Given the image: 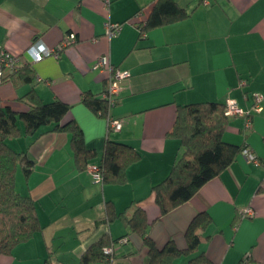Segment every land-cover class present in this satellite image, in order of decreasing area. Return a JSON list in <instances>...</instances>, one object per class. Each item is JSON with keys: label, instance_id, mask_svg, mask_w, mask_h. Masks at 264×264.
Wrapping results in <instances>:
<instances>
[{"label": "crops", "instance_id": "1", "mask_svg": "<svg viewBox=\"0 0 264 264\" xmlns=\"http://www.w3.org/2000/svg\"><path fill=\"white\" fill-rule=\"evenodd\" d=\"M156 0H0V44L18 56V68L32 66V81L23 76L0 81V111H26L33 90L38 99L56 98L71 105L64 121L73 119L83 129L87 146L99 161L107 139L132 145L141 158L131 164L123 184L98 182L87 169H79L69 132L41 127L33 135L7 138L16 151H25L35 166L26 174L16 171V189L35 201L42 229L0 253V264H81L83 254L100 240L116 242L113 259L89 264H150L143 238L132 233L121 218L108 220L107 203L117 212L135 203L152 224L150 235L159 248L174 239L186 247L185 231L192 218L207 212L212 222L198 250L181 254L173 264H191L201 252L215 264H264V102L254 110L255 92L264 93V0H176L190 16L141 34ZM120 23L115 36L106 35V23ZM69 33L77 40L59 51V57L34 62L28 48L36 40L56 48ZM107 55L115 67L129 75L110 116L119 130L82 102L84 92L101 96L109 69H95ZM16 70V71H17ZM11 70H5V75ZM235 100L252 111V128L241 116L229 117L223 138L248 146L260 165L243 152L219 176L205 183L190 200L162 218L152 187L164 179L182 154L172 136L178 105L199 101ZM110 203V204H111ZM251 206L254 217L240 210ZM134 206L127 210L132 215Z\"/></svg>", "mask_w": 264, "mask_h": 264}, {"label": "trees", "instance_id": "2", "mask_svg": "<svg viewBox=\"0 0 264 264\" xmlns=\"http://www.w3.org/2000/svg\"><path fill=\"white\" fill-rule=\"evenodd\" d=\"M190 12L176 0H156L151 13L143 23H138L141 34L148 30L187 19ZM18 68V67H17ZM4 75L2 80L15 79L18 74L25 81H32L33 68L25 66ZM16 80V79H15ZM104 93V92H103ZM101 96L84 92L82 102L94 113L106 118L113 105ZM31 106L26 111L16 112L9 108L0 111V253L11 254L19 243L29 240L42 229L35 201L16 189V171L23 164L26 174L34 169L33 159L25 151H16L7 143V138L22 135L19 121L24 125V134L33 135L41 127L49 126L51 132H69L71 146L79 169H87L89 164H97L102 177L101 182L123 184L127 180L128 167L141 158V153L132 145L107 139L99 161L92 162L97 154L87 146L82 127L73 119L64 121L71 105L61 99L44 102L38 99L35 91L26 94ZM227 103L220 101H199L178 105L176 119L170 134L176 137L183 148L182 154L174 162L169 174L152 187L155 202L162 218L191 197L209 180L219 176L243 152L244 145L226 142L223 138L229 124L225 114ZM111 203V202H110ZM107 203L108 220L121 218L132 233L143 238L148 249L150 264H173L181 254H190L198 250L207 236L204 231L212 222L207 212L197 213L190 221L186 231V247L181 249L174 239H169L161 248L150 235L151 223L146 210L132 203L122 212H117L113 204ZM134 206L132 215L127 210ZM127 238L123 236L109 242L100 240L92 245L82 256L80 263L113 259L107 256L106 247ZM248 257L239 264H249ZM47 260V264H49ZM191 264H215L205 252L190 260Z\"/></svg>", "mask_w": 264, "mask_h": 264}, {"label": "built area", "instance_id": "3", "mask_svg": "<svg viewBox=\"0 0 264 264\" xmlns=\"http://www.w3.org/2000/svg\"><path fill=\"white\" fill-rule=\"evenodd\" d=\"M112 0H105L107 5L110 4ZM121 29L120 23H106V35L109 37L115 36L119 33ZM77 40V36L75 33H69L65 36L62 40L61 44L56 48H51L47 46L41 40H36L32 43V45L28 48V52L31 54L34 62L42 61L47 57H59V51L66 46L73 44ZM19 57L11 54L8 52L1 44H0V80H2L3 76L5 75V70H15L18 67ZM95 69H109L110 75L107 80V88L104 91L102 97L107 99L111 105L115 103L116 97L120 90L119 82L121 79L127 77L129 72L127 70H121L120 68L115 67L111 64V61L107 55H102L98 58L97 62L94 65ZM254 96V110L261 111L264 102V93L262 92H255ZM225 114L229 117L233 116H241L245 120V128H252V111H246L239 106V104L233 100L229 99L227 101V106L225 110ZM109 127L119 130L121 128V122L119 120L113 119L110 115L108 117ZM243 153L248 160L253 162L256 165H260V161L257 156L249 149L248 146H245L243 149ZM99 167L97 164H89L87 166V171H89L94 179L98 182H101L102 177L99 171ZM256 215V211L253 207L248 206L240 210V216L243 218L246 217H254ZM127 241V238L120 240V242ZM113 247L109 246L104 249V252L107 256L113 255Z\"/></svg>", "mask_w": 264, "mask_h": 264}, {"label": "rangeland", "instance_id": "4", "mask_svg": "<svg viewBox=\"0 0 264 264\" xmlns=\"http://www.w3.org/2000/svg\"><path fill=\"white\" fill-rule=\"evenodd\" d=\"M19 123L21 124V121H19Z\"/></svg>", "mask_w": 264, "mask_h": 264}, {"label": "bare ground", "instance_id": "5", "mask_svg": "<svg viewBox=\"0 0 264 264\" xmlns=\"http://www.w3.org/2000/svg\"><path fill=\"white\" fill-rule=\"evenodd\" d=\"M122 127V126H121Z\"/></svg>", "mask_w": 264, "mask_h": 264}]
</instances>
